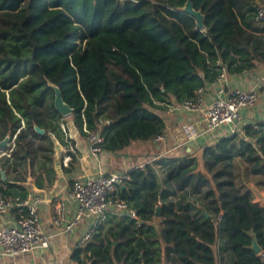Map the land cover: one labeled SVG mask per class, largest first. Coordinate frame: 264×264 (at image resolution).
<instances>
[{
	"label": "trees",
	"instance_id": "obj_1",
	"mask_svg": "<svg viewBox=\"0 0 264 264\" xmlns=\"http://www.w3.org/2000/svg\"><path fill=\"white\" fill-rule=\"evenodd\" d=\"M186 1L0 0V141L9 136L12 145L0 156L2 196L26 199L22 176L29 165L36 166L39 188L51 184L55 140L66 146L70 161L62 168L72 173L74 142L61 123L84 139L98 133L101 151L116 154L167 133L162 112L195 99L223 71L242 75L264 65L258 0H191L202 28L182 11ZM49 83L73 109L70 122L55 109ZM201 160L219 207L191 201L189 190L173 185L193 164V152L145 162L127 171L113 195L137 219L112 215L71 260L258 264L252 242L264 251V206L238 185V171L244 165L264 188V121L245 126L242 136L206 143Z\"/></svg>",
	"mask_w": 264,
	"mask_h": 264
},
{
	"label": "crops",
	"instance_id": "obj_2",
	"mask_svg": "<svg viewBox=\"0 0 264 264\" xmlns=\"http://www.w3.org/2000/svg\"><path fill=\"white\" fill-rule=\"evenodd\" d=\"M258 1L260 2L262 0ZM263 74L264 65L242 75H226L223 82L218 84L215 82L210 86H205V93L203 94L205 103L211 101L212 92L219 84L223 85L226 91H231L233 89L259 90L256 103L251 107L242 108L240 110V119L238 122L233 125L220 126L213 131L206 129L200 115L167 108L166 112L169 115H176L177 123L176 126H171L172 131H170V126L168 127L167 125V133L162 135V140L154 139L148 143L136 142L119 153L114 154L101 151L96 157H93L89 153L87 139L82 138L77 132L73 131L71 126L68 127V130L65 128L67 136L74 142L73 148L76 152V162L74 163L72 173H66L62 168V166L66 167L62 164V160L67 152L66 146L55 140L53 156L55 176L54 179L51 180V184H47L42 188L36 185V180L39 176V173L36 171V166H27V168L23 170L24 176H22L23 178L25 177L23 179V185L28 188L29 194L39 193L41 195L43 194L46 198V201H43L44 203L42 202L38 207V215L43 233L50 238L48 248H39L33 252L15 257L0 253V264H75L71 260V254L73 250L80 247L78 245V240L86 229V226L89 225L90 219L82 220L71 234L66 235L62 229L56 228L52 224L51 216L54 209L52 201L56 199L64 202L66 219H69L75 210V203L69 199L68 195L71 179L79 178L85 180L98 170L105 174L127 172L133 167H138L145 162L156 160L160 157H176L188 152H193V164L174 178L173 185L178 191L179 189L189 190L192 195L190 197L191 201L196 200L197 203L201 202L202 204H206L208 209L219 207L215 188L214 190L210 189V191L213 192L212 194L215 195L213 199H206L204 196L200 199L196 196V193L191 190L196 188L194 186L195 182L200 179L195 172L200 175L206 174L210 179V176L202 167V146L206 143H212L218 138L230 136L234 133L242 136L245 126L252 125L256 127V124L264 121V82L261 81V76ZM164 118L166 120V117ZM62 120L70 122L71 115L64 116ZM166 123H168L167 120ZM183 124H185V130L189 127L193 128V133L185 135L180 134L179 131H181ZM60 125L65 127L62 123ZM65 139L66 136L64 137V141ZM10 147H12V145L8 148ZM4 149H1L0 153L4 152ZM240 167L239 165V168ZM239 176L240 180H242V184H244V189L250 192L253 202L260 206H264V188L259 184L258 177L245 171L240 172ZM209 183H212L211 179ZM111 216L112 215H110V217ZM6 221L7 219L0 218V227L5 225ZM11 222V219L7 221V223Z\"/></svg>",
	"mask_w": 264,
	"mask_h": 264
},
{
	"label": "built area",
	"instance_id": "obj_3",
	"mask_svg": "<svg viewBox=\"0 0 264 264\" xmlns=\"http://www.w3.org/2000/svg\"><path fill=\"white\" fill-rule=\"evenodd\" d=\"M255 19L264 21V0L255 5ZM223 71L216 83H221L226 78ZM264 82V74L261 76ZM216 85V84H215ZM205 87L199 88L195 99L186 100L179 105H169L168 108L200 115L207 130L213 131L223 125H233L240 119V110L253 106L259 96L256 89H233L226 91L221 84L217 85L212 92L211 101L204 102L203 94ZM67 135L65 127L61 126ZM162 140V135L155 138ZM102 137L91 134L87 138L89 153L96 157L101 149L99 144ZM10 146V145H9ZM12 147L0 153L9 155ZM69 156H64L62 164L67 166ZM144 164L139 165L141 168ZM129 179L127 172H115L105 174L98 170L85 180L71 179L69 184V199L75 203V210L69 219H66L65 204L60 200H53L52 224L63 230L64 234H71L82 220L90 219L83 234L78 240V245L83 246L88 242L98 227L105 223L110 215L128 214L137 219L133 210L128 209L126 204L113 199L117 189ZM46 201L45 196L39 193H31L24 200H10L0 194V218L12 220L0 227V253L6 256H18L33 252L39 248H48L50 238L42 231L38 207ZM43 202V203H44ZM221 218V215L219 216ZM258 264H264V251L257 253Z\"/></svg>",
	"mask_w": 264,
	"mask_h": 264
},
{
	"label": "water",
	"instance_id": "obj_4",
	"mask_svg": "<svg viewBox=\"0 0 264 264\" xmlns=\"http://www.w3.org/2000/svg\"><path fill=\"white\" fill-rule=\"evenodd\" d=\"M182 11L189 13L190 15H192L193 17L196 18L197 23L199 25V28L203 27L202 21H203V15L201 14L200 11H195L193 9L191 0H187L185 3V6L182 8ZM49 86L53 88L54 90V107L55 109L62 115V116H68L71 115L73 112V109L70 108L62 99L61 97V93L59 91V89L50 84ZM35 130L39 133H43L44 131L42 129H39L38 127H35ZM10 143H9V136H6L3 140L0 141V150L9 147ZM1 176L2 179H5V174L3 171H1ZM123 187V185L121 186ZM220 205V202H219ZM159 208H156V214H158ZM252 249L254 250L255 253H258L260 251V248L258 246V244L253 241L252 242Z\"/></svg>",
	"mask_w": 264,
	"mask_h": 264
},
{
	"label": "rangeland",
	"instance_id": "obj_5",
	"mask_svg": "<svg viewBox=\"0 0 264 264\" xmlns=\"http://www.w3.org/2000/svg\"><path fill=\"white\" fill-rule=\"evenodd\" d=\"M162 115L164 117H166V120L168 121L167 125L168 127L170 126V131L171 130V126L174 127V125L176 126V115H169L166 111L162 112ZM185 128V124L182 125L181 127V131H179L180 134L182 135H185V134H189V133H193V128H188V129H184ZM169 132V131H168ZM8 148V147H7ZM4 151H7V149H4ZM244 171V166H241L239 168V171L238 173L240 172H243ZM195 174L198 175V177L200 179H198L196 182H195V189H191L192 191H194L196 193V196H198V198H202L203 196L206 197V199H213L214 198V194H212L213 192L210 191V189H213L214 190V186L213 184L209 183L210 182V179L208 178V176H206V174L204 175H200L199 173H196ZM202 176V177H201ZM207 177V178H206ZM241 184L243 187H244V184H242V180H240V182L238 183V185Z\"/></svg>",
	"mask_w": 264,
	"mask_h": 264
}]
</instances>
